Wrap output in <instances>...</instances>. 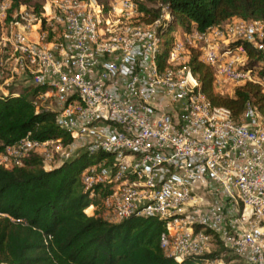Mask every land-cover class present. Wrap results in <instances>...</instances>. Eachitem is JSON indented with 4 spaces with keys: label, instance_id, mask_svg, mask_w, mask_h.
Returning a JSON list of instances; mask_svg holds the SVG:
<instances>
[{
    "label": "built area",
    "instance_id": "obj_1",
    "mask_svg": "<svg viewBox=\"0 0 264 264\" xmlns=\"http://www.w3.org/2000/svg\"><path fill=\"white\" fill-rule=\"evenodd\" d=\"M45 3L40 16L21 5L8 37L0 27V75L15 59L23 79L40 89L32 99L35 111L52 113L71 140L38 141L28 131L0 152V166L20 165L23 156L41 155L51 143L62 150V161L87 153L92 161L79 179L100 201L84 209L87 215L99 209L111 222L160 219V246L178 264H264L258 110L247 103L235 122L227 109L211 106L184 60V43L173 37L160 54L155 26L133 22L134 0ZM7 6L0 0V16ZM53 20L61 24L55 41L43 27ZM217 28L191 35L204 39ZM225 31L227 43L202 47L199 60L213 68L218 86L251 82L264 93V67L247 66L243 45L230 44L240 39L264 50V22L237 19ZM215 240L221 248L214 253Z\"/></svg>",
    "mask_w": 264,
    "mask_h": 264
},
{
    "label": "trees",
    "instance_id": "obj_2",
    "mask_svg": "<svg viewBox=\"0 0 264 264\" xmlns=\"http://www.w3.org/2000/svg\"><path fill=\"white\" fill-rule=\"evenodd\" d=\"M45 1L8 0L6 19L21 5L40 16ZM135 3L138 13L133 22L155 26L160 54L178 32L184 36L193 31L202 33L231 19L264 22V0ZM52 38L48 34L47 39ZM230 44L243 45L247 66L264 67V50L240 39ZM184 46L197 89L211 106L227 109L231 119L240 122L249 103L264 122V93L257 84H235L231 95H222L213 68L199 60V49L188 43ZM163 63L160 59L159 65ZM4 90L0 92V152L15 145L28 131L38 141L70 142L71 136L55 125L52 113L35 111L32 99L39 88L11 83ZM91 161L87 153H81L46 169L42 156L29 152L20 165L0 166V264H178L160 246V219L130 216L111 222L99 209L92 215L84 212L89 204L100 205L99 198L90 197L79 179Z\"/></svg>",
    "mask_w": 264,
    "mask_h": 264
},
{
    "label": "rangeland",
    "instance_id": "obj_3",
    "mask_svg": "<svg viewBox=\"0 0 264 264\" xmlns=\"http://www.w3.org/2000/svg\"><path fill=\"white\" fill-rule=\"evenodd\" d=\"M45 5H46V3L44 2V4L42 5L43 6V8H42L43 13L47 12V8H46V10L44 9ZM6 16H7L6 11H4V13L0 16V27L2 30V34L5 37H8V35H9V22L11 20H13L14 13H11L10 18H8V19H6ZM235 21H237V19H231L228 22L220 25L217 29H214L213 31L208 33V35L204 39H199L195 35L184 36L183 34H181V32L180 33L178 32V34H175V38H178L179 41H181L183 43H188L189 46L195 47L199 50L208 44L209 45H211V44L216 45V47H219V46L225 45L227 43V40L225 38H227L228 35H227L225 29L228 25H230L231 23H233ZM45 24L43 26L44 31H46L48 34H50L51 33L50 29H53L52 30L53 33H51V34L54 37L52 39H47L48 38V34H47L46 39L47 40H54V41L59 39L60 33H61V24L58 21H54V20H53V22H50L49 24L48 23H45ZM37 27H38V23L33 24V29H35ZM258 39H259V37L258 38L256 37V40H258ZM6 45H8V47H9L10 46L9 42H6ZM184 54L186 55L184 60L187 63L186 49H185ZM181 61L182 60H180L179 62H181ZM10 62H11L10 65H9V62H8V65H3L2 73L0 75V86L3 85L2 87H4V88H5V86H7L11 83H21V85H22V82H23V80L21 79V75H19V74L11 75L10 68L12 67L13 61L10 60ZM179 62L175 61V64H178ZM219 87L221 88L222 95L227 96V95H231L232 90L235 87V85L232 84L231 82H221ZM215 91L219 92L217 89H215ZM0 92H1V88H0ZM56 147L57 146L55 145V143H51L47 147L41 148L39 151L43 157V162H44V166L46 167V169L57 166L63 160L62 150L59 148H56ZM220 248H221L220 245L215 240L210 249L212 252L215 253V252L219 251Z\"/></svg>",
    "mask_w": 264,
    "mask_h": 264
},
{
    "label": "crops",
    "instance_id": "obj_4",
    "mask_svg": "<svg viewBox=\"0 0 264 264\" xmlns=\"http://www.w3.org/2000/svg\"><path fill=\"white\" fill-rule=\"evenodd\" d=\"M194 32V31H193ZM37 33L35 32V31H31L30 33H29V37L31 38V39H36L37 38V35H36ZM13 61V60H12ZM9 62V65H10V61H8ZM10 70H11V75H14V74H19V75H21L20 73V70H19V68L17 67V65H16V62H15V59H14V61H13V64H12V67L10 68ZM12 78V77H11ZM21 79L22 80H24L23 79V75H21ZM29 84V82H27L26 80H24L23 82H22V85L23 86H27ZM3 85H1L0 86V88H1V92H3L4 93V88L2 87Z\"/></svg>",
    "mask_w": 264,
    "mask_h": 264
}]
</instances>
